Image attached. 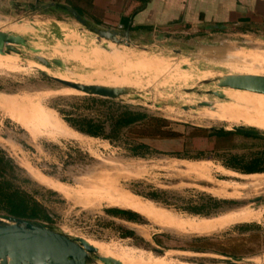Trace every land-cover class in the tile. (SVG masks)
<instances>
[{
	"label": "rangeland",
	"instance_id": "obj_1",
	"mask_svg": "<svg viewBox=\"0 0 264 264\" xmlns=\"http://www.w3.org/2000/svg\"><path fill=\"white\" fill-rule=\"evenodd\" d=\"M29 10L0 15V25H7L3 30L22 34L28 46L39 51L34 54L21 47L19 55H0V98L14 103L11 110L0 109V150L20 169L16 186L51 216V223L41 224L86 239L100 255L109 253L123 264H231L234 259H242L236 264H264V233L259 231L244 243L238 237L242 230L234 225L238 214L230 211L238 206L255 210L264 204V173L248 179L258 182L253 189L242 180L244 175L222 169L237 160L250 166L264 154V138L221 133L231 127L264 133V98L226 91L230 101L220 100L208 93L218 91L215 83L202 80L208 72L264 75V40L201 26L135 36L132 47L108 50L106 41H97L62 9ZM109 53L121 60L109 62ZM35 56L60 60L64 68L43 73ZM185 66L189 69H179ZM52 75L76 83L131 88L146 97L144 101L89 97L57 83ZM247 97L261 110L242 111L241 119L232 123L213 120L210 110L199 107L210 103L229 110L233 102ZM104 101L114 104L112 113L128 108L148 118L110 142L74 131L59 112L103 121L110 107ZM138 145L147 147L138 151L144 157L133 155ZM180 160L198 163L204 173H192ZM220 181L241 185L227 190L239 199H225L227 203L209 210L206 217L189 214V209L213 197L208 191L221 188ZM126 194L142 203L127 210L138 214L141 222L106 220L103 213L115 209L111 203ZM153 194L159 195L157 200L149 198ZM256 199L261 201L253 203ZM143 210L149 217L140 213Z\"/></svg>",
	"mask_w": 264,
	"mask_h": 264
},
{
	"label": "crops",
	"instance_id": "obj_2",
	"mask_svg": "<svg viewBox=\"0 0 264 264\" xmlns=\"http://www.w3.org/2000/svg\"><path fill=\"white\" fill-rule=\"evenodd\" d=\"M43 7H49V9L59 8L67 13V10H74L86 21L89 27L92 26L91 28L118 31L130 30L134 37L175 29L193 31L202 26L220 33L233 32L243 36L253 35L257 39L264 40V0H0V15L10 14L14 9L36 11ZM111 48L109 46L110 50H112ZM113 54L109 53L107 58ZM181 68L188 67H180L179 69ZM218 107L219 105L215 106V108ZM180 162L185 163L192 170V173L198 175L204 173L196 167L198 163H190L184 160H180ZM225 165L222 166L225 172L231 174L237 172L225 167ZM242 175H244L242 176L244 181L260 176L257 174ZM220 183L222 184L221 188L209 189L208 192L213 196L212 199L219 201L223 198V201H227L225 199L229 197L239 199L237 195L230 194L227 190L235 187L239 188L241 185L226 181H220ZM249 183L253 189L258 184V182L252 181ZM122 201L126 202L128 208H126L127 206L124 208L111 204V207H115L112 210L136 214L127 210H133L137 205H142L141 202L129 194L124 195ZM242 207L238 206V209L230 211L238 214V217H235L234 225L238 224V229L242 230L238 237L244 243H247L259 231L264 233V204H261L255 210H246ZM140 213L148 216V212L145 210L140 211ZM103 216L106 220L117 224L132 223L121 217L109 215L106 211ZM173 222L176 223L175 220ZM176 224L178 227L180 226L178 222ZM111 258L116 259L114 256H111Z\"/></svg>",
	"mask_w": 264,
	"mask_h": 264
},
{
	"label": "water",
	"instance_id": "obj_3",
	"mask_svg": "<svg viewBox=\"0 0 264 264\" xmlns=\"http://www.w3.org/2000/svg\"><path fill=\"white\" fill-rule=\"evenodd\" d=\"M67 11L78 23L94 34L97 41L104 40L107 42L104 45V49L110 50L109 46L132 47L134 36L130 33V30L118 31L114 29L90 28L76 11ZM21 47L29 49L34 54L39 52L37 49L29 47L27 40L19 34L0 28V55H19V48ZM34 60L49 71L54 67L64 68V63L57 59L47 60L44 57L35 56ZM214 74L215 77L204 81L215 83L218 91L208 93L220 100H229L225 93L227 90L264 96V75L227 74L222 76ZM52 79L69 89L89 97L111 101H144L146 97V94L136 92L131 88L97 84L86 85L63 81L54 77ZM215 106L210 103H201L199 107L213 111ZM189 109L195 110L196 108L190 107ZM184 110L187 109L185 108ZM221 131L264 138V133H260L257 130L244 129L243 127H231V129H221ZM260 201V199H256L253 203ZM1 219L7 222L0 220V264H95L96 262L101 264H122L111 257L101 256L98 250L86 239L71 238L38 222L13 218ZM155 252L164 254V251L158 249ZM223 261L231 263L229 259H224ZM241 261L242 259H234V263L231 264Z\"/></svg>",
	"mask_w": 264,
	"mask_h": 264
},
{
	"label": "trees",
	"instance_id": "obj_4",
	"mask_svg": "<svg viewBox=\"0 0 264 264\" xmlns=\"http://www.w3.org/2000/svg\"><path fill=\"white\" fill-rule=\"evenodd\" d=\"M104 102L105 104L109 103L110 107H107L108 112L103 121L100 119L73 118L68 112H59L63 116L64 121L74 131L90 138L102 139L110 142L118 139L124 129L130 128L148 118L146 114L128 108H121L120 112L117 114H115L116 112L112 113L111 109L114 104L111 101ZM139 150H147V147L138 145L133 149L134 156L144 157L145 154L139 153ZM262 163H264V154H260L259 157L254 159L250 166L243 165L237 160V163L234 165H225V167L242 174H261L264 173V168H261ZM17 171H20L17 165L0 150V215L6 219L13 218L38 223H51L52 218L44 207L32 196L16 186ZM158 197L159 195L157 194L149 196L151 200H157ZM225 203H227V201L205 198L203 204L198 207H192V209L188 210V213L206 217L210 215L209 210L212 209L215 211L220 209L221 205ZM106 213L115 217H121L128 222H141L138 214L126 213L120 210H107ZM194 251L197 252V250Z\"/></svg>",
	"mask_w": 264,
	"mask_h": 264
},
{
	"label": "bare ground",
	"instance_id": "obj_5",
	"mask_svg": "<svg viewBox=\"0 0 264 264\" xmlns=\"http://www.w3.org/2000/svg\"><path fill=\"white\" fill-rule=\"evenodd\" d=\"M6 27H7V25H0V28H3V29H6ZM7 31H9V32H13V31H11V30H7ZM13 33H15V32H13ZM15 34H18V33H15ZM19 35H22V34H19ZM110 47H112V46H110ZM113 48V47H112ZM100 54V53H99ZM102 54V53H101ZM239 54V53H238ZM215 55L216 56H221L222 55V52L221 51H218V52H216L215 53ZM234 54H232V56H233ZM7 56V55H6ZM98 57H99V55H98ZM233 57H236L237 59L239 58V57H237L236 55L235 56H233ZM108 61L110 62V61H112L113 63H114V61H118V60H121L120 58H118V55L117 54H113V55H111V56H109L108 57ZM246 59V58H245ZM234 61H236L235 59H234ZM115 64H116V62H115ZM241 64V63H240ZM244 64V63H243ZM248 66H249V64H248ZM242 67H243V65H242ZM39 68V71H41V72H43V73H47V71L43 68V67H38ZM246 68V67H245ZM189 69V68H188ZM187 69V70H188ZM48 74V73H47ZM235 74H238V73H235ZM245 75H255V74H245ZM53 77H55V78H58V79H60V80H63V81H69L66 77H64V76H54V75H52ZM260 76H262V75H260ZM213 77H215V74L213 73V72H208V74H207V77L205 78V79H202V80H206V79H210V78H213ZM80 83H82V84H88V85H91L92 83H88V82H83V81H81ZM104 85V84H103ZM104 86H108V85H104ZM73 90V89H72ZM227 91H232V90H227ZM78 92V91H77ZM235 92H239V91H235ZM240 93H248V92H240ZM248 94H251V93H248ZM252 95H255V96H259V97H262V98H264V96H262V95H258V94H252ZM3 99H1L0 98V109H1V107L3 108V109H1V110H8V108L9 107H11L14 103L10 100H8V99H4V97H2ZM241 99V98H240ZM8 100V101H7ZM233 104H234V102H233ZM232 104V109H227V110H223V108H214V110L213 111H211L210 113H208V114H210V116L213 118V120L215 119V120H217V121H219V122H222V123H232V122H236V121H238L239 119H241V117H242V111H245V110H249V111H253V112H256V113H258L260 110H261V105H259L256 101H254V100H252L251 98H244V99H242V100H240V101H238V102H235V104L233 105ZM227 108H229V107H227ZM225 109V108H224ZM9 110H11L10 108H9ZM11 113L13 114V112L11 111ZM56 129H58V128H56ZM59 131V130H58ZM44 182V184L46 183L45 181H43ZM50 184V183H49ZM108 188H110V187H108ZM107 191V190H106ZM108 191H110V189L108 190ZM108 191H107V193H108ZM113 191V190H112ZM111 192V191H110ZM109 192V193H110ZM112 193H114V192H112ZM110 195V194H109ZM115 202V201H114ZM113 203V202H112ZM111 203V204H112ZM112 205H118V207H124L125 208V206H127L126 205V202H121V200H120V202H115L114 204H112ZM126 208H128V206L126 207ZM130 208V207H129ZM98 250V249H97ZM98 253H99V251H98ZM102 256V255H101ZM112 255H110L109 253L108 254H105V257H111ZM116 260V259H115ZM118 261V260H117ZM123 264V263H122ZM124 264H127V263H124ZM129 264V263H128ZM131 264V263H130ZM142 264H148V263H142Z\"/></svg>",
	"mask_w": 264,
	"mask_h": 264
}]
</instances>
